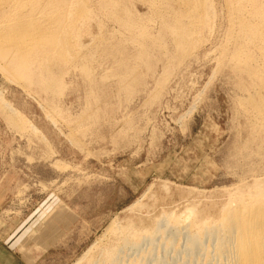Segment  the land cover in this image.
I'll list each match as a JSON object with an SVG mask.
<instances>
[{"label": "rangeland", "instance_id": "1", "mask_svg": "<svg viewBox=\"0 0 264 264\" xmlns=\"http://www.w3.org/2000/svg\"><path fill=\"white\" fill-rule=\"evenodd\" d=\"M87 1L92 16L76 36L89 56H54L51 90L0 73V93L28 122L16 131L0 114V264H191L178 254L183 240L145 243L153 227L131 222L191 211L180 219L197 234L218 222L230 192L264 178L263 134L246 114L254 90L231 69L227 13L216 2L214 32L179 58L149 4L121 0L153 38L142 56L100 1ZM125 239L137 245L123 249Z\"/></svg>", "mask_w": 264, "mask_h": 264}, {"label": "bare ground", "instance_id": "2", "mask_svg": "<svg viewBox=\"0 0 264 264\" xmlns=\"http://www.w3.org/2000/svg\"><path fill=\"white\" fill-rule=\"evenodd\" d=\"M99 1V6L108 13L106 18L109 16L113 22L120 25V28H125L131 35V37L128 36L131 40L128 42H133L134 46L137 45L140 55H147L148 44L153 43V38L145 27L141 26L142 20L136 18L131 10L125 9L124 1ZM176 1L178 4L180 3V8L177 11L172 8L173 6H169V0H143L142 2L148 3L152 10V13L150 11L151 16L159 19L163 30L162 34L171 38L175 48L174 53L179 58L189 56L190 52L198 46V42L201 41L197 39L199 34L203 36L210 31L214 32L212 23L220 16L214 17V9H216L215 5L218 1L221 3L217 5L221 4L223 7L221 9L226 11L227 14L224 15L227 16L226 20L229 23L227 31H229V39L233 42V49L229 52V50L227 51L229 48L223 51L224 45L220 48L223 57H226L228 52L230 54L231 62L229 63H232L233 66L231 69H236L234 71L236 75L238 74V85L243 88L250 85V89L254 90L252 91L253 95L248 94L246 114H249L248 117H253L254 125L252 124L251 128L253 129L255 126L257 127L255 131L259 130L257 131L259 135L253 131L256 139H258L257 135L261 138L260 135L263 134V138L259 139L263 149L259 148L258 156L264 170V0ZM91 14L92 10L89 9L87 0H0V73L9 82L16 84L19 82V85L20 83H31L44 90H51L58 82V78H54L51 72L52 66L55 65L54 56L67 55L66 57H69L75 52V47L84 48L83 45H79L78 40L81 38L76 29L80 27L81 31V26H77V23H83L85 26L84 22L90 20ZM220 14L222 15V12ZM97 28L99 29L101 26ZM200 35L199 37H201ZM123 36L127 39L125 35ZM99 45L98 43L97 47ZM230 46L232 47V45ZM78 48L76 49L78 50ZM82 48L79 49L77 56L82 57L81 59L89 56L88 52L85 54L84 51H81ZM74 55L76 54L74 53ZM52 59L54 63L51 62ZM69 60L72 61V58ZM245 82H248L249 85H246ZM245 90L247 93L249 92L247 88ZM0 114L5 122L16 131L21 130L22 132L27 127L28 122L17 110L12 108L1 93ZM250 119L252 120V118ZM32 130L35 133L38 132L34 128ZM253 138L255 137L253 136ZM256 153L258 154V151ZM258 178H253L251 183L230 192L218 222L211 227H203L197 234L191 233L187 230L189 227L183 225L180 216L184 212L169 215L171 211L168 213L164 211L165 213L158 221L152 220L151 214H147L145 217L135 215L131 222L132 226L153 227L154 236H147L145 233L142 236L145 243L152 244L160 236L168 239L170 237L168 247L173 248L176 242H179L180 239L183 240L184 250L178 254L185 255L186 258L189 257L191 264H264V178ZM204 214L200 213V218ZM190 215L191 211H185L184 217ZM172 219H175V222H171ZM199 219L198 217L194 218V223L200 224L201 219ZM133 245H137L134 240L125 239L123 249ZM123 249L120 253L123 252ZM90 251L84 256L89 258ZM107 254L111 257L115 255V251L107 250ZM95 259L89 258L88 263L97 264L98 261ZM136 260L142 262L143 259L139 257ZM185 263L188 262L185 261ZM153 264L170 263L157 259Z\"/></svg>", "mask_w": 264, "mask_h": 264}]
</instances>
